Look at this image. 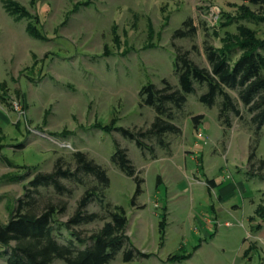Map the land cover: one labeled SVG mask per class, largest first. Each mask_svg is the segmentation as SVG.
I'll return each instance as SVG.
<instances>
[{"label": "rangeland", "instance_id": "1", "mask_svg": "<svg viewBox=\"0 0 264 264\" xmlns=\"http://www.w3.org/2000/svg\"><path fill=\"white\" fill-rule=\"evenodd\" d=\"M188 17L194 33L174 36ZM205 42L232 47L233 61L246 42L257 47L264 62V5L0 0V224L28 191L39 209L66 202L65 211L53 215L60 225L55 235L61 242L75 240L61 223L83 192L95 186L87 209L101 217L73 226L86 239L75 240L76 245L89 243L109 210L122 208L126 245L147 254L123 261L120 250L107 264H264V209L263 215L253 213L256 204L250 202L252 197L264 207V125L256 132L240 103L242 117L229 114L226 121L219 115L220 97L212 106L201 102L206 85L196 82L181 108L168 103L171 117L163 115L178 131L139 135L140 147L119 130L150 127L156 112L142 103L139 91L149 82L178 85L177 47L209 68ZM118 146L142 179L136 196L133 177L111 159ZM77 150L105 168L107 186L80 173L81 182L61 178L70 193L58 194L52 185L34 191L28 185L36 172L52 170L58 157L73 168ZM225 190L234 195L221 203L217 197ZM9 250L0 246V264H7Z\"/></svg>", "mask_w": 264, "mask_h": 264}, {"label": "trees", "instance_id": "2", "mask_svg": "<svg viewBox=\"0 0 264 264\" xmlns=\"http://www.w3.org/2000/svg\"><path fill=\"white\" fill-rule=\"evenodd\" d=\"M249 1L264 5V0ZM182 24V27L175 29L174 36L184 37L194 33L195 27L191 24V18L188 17ZM184 26H188V29ZM240 45L242 51L233 61L230 56L232 47L217 48L205 42L204 52L209 68L198 65L189 57V51H181L177 47L175 70L178 85L174 86L167 80H163V85L160 87L153 82L144 84L139 91L142 103L152 106L156 116L146 131L133 132L129 128L119 127L121 133L125 137L134 139L141 147L143 143L138 138L139 135L153 133L160 136L164 132L178 131V126L163 115L171 117L168 103L181 108L187 94L195 91L196 82L206 85V90L199 94L201 102L212 106L220 97L219 115L226 121H229V114L242 117V106L250 114L249 121L258 132L264 125L263 57L257 47L249 46L246 42H241ZM230 90L234 91L236 96H233ZM198 117L200 116H194L193 119L196 121ZM253 156L252 150L249 158ZM72 157L75 163L73 168L69 163L64 167L62 158L58 157L52 170L36 172L28 185L34 191H37L40 185H52L58 194H63L70 193L71 190L61 182V178L81 182L83 175H91L101 184V188L109 184L105 168L88 157L85 152L77 150L73 152ZM111 159L125 174L133 177L136 184L134 195L140 194L142 179L136 174L135 166L126 149L118 146ZM95 189V186L86 189L67 220L61 223L71 231L76 241L82 243L86 239L81 238L78 231L72 228L74 225L101 217L96 211L87 209V205L96 193ZM65 209L66 202H61L59 205L47 202L39 209L33 196L25 191L24 197L18 199L16 208L8 221L0 224V246L10 249L6 258L7 264H57L56 260L62 261L63 264H107L120 250L123 261H131L147 255L131 244L126 245L129 241L126 234L127 216L122 208L109 210V219L90 235L88 239L90 241L85 246H77L73 239L66 242L59 241L55 230L60 225L53 215L56 211L64 212ZM263 209L264 207L258 204L255 213L263 215Z\"/></svg>", "mask_w": 264, "mask_h": 264}, {"label": "crops", "instance_id": "3", "mask_svg": "<svg viewBox=\"0 0 264 264\" xmlns=\"http://www.w3.org/2000/svg\"><path fill=\"white\" fill-rule=\"evenodd\" d=\"M239 185V184H238ZM240 185H242L243 186V188H244V192L246 193V192H248V189H247V187L245 186V185H243V183L241 182V184ZM214 186H218L217 185V183L215 182L214 183ZM224 187H226V186H224ZM223 189V188H222ZM230 192H228V191H226L225 190V193L224 192H222V193H220L219 195H218V197H217V199L219 200V202H224V201H226V200H228L229 198H231L232 196H229L230 194H229ZM250 202H251V204L252 205H255V207L253 208V213H255V209H256V206L258 205V203H255V199H253L252 197L250 198ZM249 216H251L252 217V214H249L246 218H249ZM254 216V215H253ZM201 246H199V248H200Z\"/></svg>", "mask_w": 264, "mask_h": 264}, {"label": "built area", "instance_id": "4", "mask_svg": "<svg viewBox=\"0 0 264 264\" xmlns=\"http://www.w3.org/2000/svg\"><path fill=\"white\" fill-rule=\"evenodd\" d=\"M202 136V133L201 132H198V137H201Z\"/></svg>", "mask_w": 264, "mask_h": 264}]
</instances>
